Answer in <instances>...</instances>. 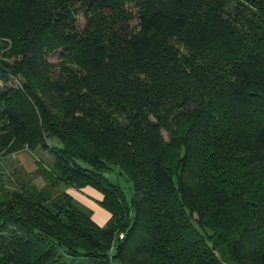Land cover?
I'll list each match as a JSON object with an SVG mask.
<instances>
[{
	"label": "trees",
	"instance_id": "obj_1",
	"mask_svg": "<svg viewBox=\"0 0 264 264\" xmlns=\"http://www.w3.org/2000/svg\"><path fill=\"white\" fill-rule=\"evenodd\" d=\"M4 73L0 156L53 163L0 195V264H264V0H0Z\"/></svg>",
	"mask_w": 264,
	"mask_h": 264
},
{
	"label": "rangeland",
	"instance_id": "obj_2",
	"mask_svg": "<svg viewBox=\"0 0 264 264\" xmlns=\"http://www.w3.org/2000/svg\"><path fill=\"white\" fill-rule=\"evenodd\" d=\"M134 24L135 22L133 21L131 25ZM1 51H3V48ZM48 58L53 63L57 61L56 54L49 55ZM4 75L3 78H0V90L5 87L13 88L19 86L18 78L11 77L5 73ZM3 79H6V81ZM162 134L166 139L167 134L164 130H162ZM51 142L55 143L52 140H48V143ZM47 149L50 148L43 149L37 145L33 148L25 147L7 156H0V195L3 196L10 191H23L26 194H30L32 192L36 193L41 189H47L48 187L45 183L47 178L42 173L43 170H48L53 163V156ZM117 172L115 170L105 175L111 183L121 187L126 199H128L131 193L130 182L124 175H119ZM95 191L97 194H95ZM69 194L81 208L91 213L92 218L98 224H104L109 218L108 212L99 203L98 194L100 193L94 188L90 186L73 188Z\"/></svg>",
	"mask_w": 264,
	"mask_h": 264
},
{
	"label": "crops",
	"instance_id": "obj_3",
	"mask_svg": "<svg viewBox=\"0 0 264 264\" xmlns=\"http://www.w3.org/2000/svg\"><path fill=\"white\" fill-rule=\"evenodd\" d=\"M84 189H86V188H84ZM71 190H73V188H67V189H66V191H68V192H71ZM95 192H96V191H95ZM95 194H97V192H96ZM96 196H97V195H96ZM98 196H99L98 199H99V201H100V198H101V197H100V194H98ZM108 217H109V214H108ZM93 220H94V219H93ZM94 221H95V220H94ZM95 222H96V221H95ZM96 223H97V222H96ZM97 224H98V223H97ZM98 225H103V224H98Z\"/></svg>",
	"mask_w": 264,
	"mask_h": 264
},
{
	"label": "built area",
	"instance_id": "obj_4",
	"mask_svg": "<svg viewBox=\"0 0 264 264\" xmlns=\"http://www.w3.org/2000/svg\"><path fill=\"white\" fill-rule=\"evenodd\" d=\"M122 235L120 234L119 237H121Z\"/></svg>",
	"mask_w": 264,
	"mask_h": 264
}]
</instances>
